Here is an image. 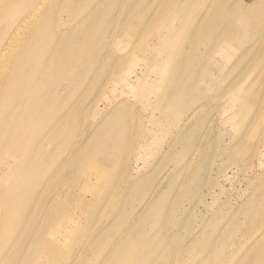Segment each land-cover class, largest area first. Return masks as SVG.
I'll use <instances>...</instances> for the list:
<instances>
[{
	"label": "rangeland",
	"instance_id": "1",
	"mask_svg": "<svg viewBox=\"0 0 264 264\" xmlns=\"http://www.w3.org/2000/svg\"><path fill=\"white\" fill-rule=\"evenodd\" d=\"M100 1L73 0L54 14V29L73 30L86 18V11L79 12L81 5L96 6ZM253 1L238 2L247 7ZM103 8L90 29L97 32L114 20L103 40L112 44V55L120 56L113 57L120 60L114 73L125 80L100 86L103 76L96 77L91 95L83 101L81 96L76 99L83 86L74 98L63 94L62 112L71 104L75 109L65 112L60 132L35 129L47 134L42 146L0 148V264H26L31 240L25 239H32L44 221L56 232L69 229L60 245L47 247L57 249V254L70 252L74 264L139 263L150 249H156L159 257L172 248L180 255L169 258V264H264L260 252L264 250V39L250 50L247 46L256 39L231 35L215 41V50L210 41L182 53L178 48L187 35L174 18L198 14V0H191V5L182 0H107ZM155 51L160 58L174 56L168 69L177 70L181 94L171 108L178 115H166L158 107L157 96L171 86L164 82L166 67L157 65ZM184 56L191 58L189 67L178 62ZM73 58V72H82L86 57ZM99 68L95 65L93 74ZM188 68L194 78L183 82ZM63 89L61 83L59 90ZM186 92L189 102L180 103ZM48 116L53 121L55 113ZM193 152L197 158L187 165ZM17 156L33 166L15 165ZM82 160L77 171L75 164ZM118 213L130 221L121 241L98 243L86 237L91 236L92 220L94 226L103 227ZM29 225L36 230L26 232ZM213 227L221 235L207 248L205 240ZM156 228L170 237L167 246L166 240L155 239L145 249L122 251L131 233L139 231L134 237L145 238ZM198 251L203 257L197 262Z\"/></svg>",
	"mask_w": 264,
	"mask_h": 264
},
{
	"label": "bare ground",
	"instance_id": "2",
	"mask_svg": "<svg viewBox=\"0 0 264 264\" xmlns=\"http://www.w3.org/2000/svg\"><path fill=\"white\" fill-rule=\"evenodd\" d=\"M52 1L0 0V17H2L0 18V23L4 24L0 28V133H3V136H0V148L18 151L27 149V146L29 148L42 146L47 134L41 135L35 129L46 130L50 133L60 132V124L64 120L65 112L68 110L65 114L67 115L75 109V105L71 104L68 107L69 109L62 112V106L59 101L63 94H66V97L74 98L77 96L76 99L81 96L83 101L91 95V87L96 84V77L99 79L103 76V82L101 81L100 86H103L107 81L111 82L117 79L122 82L125 80L120 79L118 73H114L115 67L120 60L115 59L113 61V57L117 58L120 56L112 55V44L103 40L105 34H108V26L111 28L114 25V20L112 18L108 20L107 27L102 26L97 32L90 29L91 22L105 12L103 5L107 0H101L96 6L81 5L79 12L83 13L86 11L83 13L86 18L73 30L68 26L54 29L55 24L51 22L54 14L62 7L68 8L73 0H56L51 3ZM182 1L187 5H191V0ZM238 1L198 0L200 8L198 14L195 15L194 13L181 18L177 17L179 19L174 18L178 29H182L187 35L178 50L183 53V51L193 45L198 48L203 44H208L210 41L214 48L213 50H215V41L218 42L224 37L231 35L238 37V39L239 37H243L242 39L245 37L256 39L247 46L250 50L255 44H260L261 40L264 39V9L258 10L262 0H254L247 7ZM251 14L254 18L251 17ZM235 16H240L241 19L234 20ZM107 18L108 16L106 15L105 20ZM222 49V47H219L218 50L222 52ZM74 55L86 57L87 63L82 68V72H73L72 70ZM159 55L160 53L157 51L153 54L157 65L163 64L166 67L167 74L164 82L170 84L171 87L169 90L165 88L164 93L157 96L156 100L160 103L158 107L166 115L173 112L178 115L179 111H173L171 108L173 99L181 94L176 87L178 85L175 79L177 70L173 68L170 73L168 69V64L170 60H174V56L172 54L170 56L171 59H169V56L160 58ZM178 62L180 66L188 65L187 67H189L191 58L187 59L184 56L178 59ZM97 64L100 66V72L93 74ZM88 74H92L91 79L87 77ZM193 78V71L188 68L187 75L182 76V81ZM61 83H64L62 92L59 90ZM81 86H83L81 92L76 95L78 88ZM101 90L102 92L104 91L103 88ZM188 93L186 92L185 96L180 97V103L187 104L189 102L187 97L190 94ZM51 111L55 113L53 121L48 116ZM119 116L123 119L124 113L120 112ZM188 120L189 118L185 120L184 124ZM67 132H69V129ZM114 140L116 138L110 140V144H114ZM120 145L121 143L118 145L119 148ZM197 152L199 153L198 149ZM197 152L192 153L187 165L197 158ZM13 161L19 167L24 164L29 167L33 166L24 156L14 157ZM83 163L84 160L76 163L75 169L79 171L83 167ZM59 178L61 176L52 182L51 185L53 187L59 181ZM133 184L135 185L136 182L131 183V185ZM65 185L67 183L62 182V187L68 189ZM64 192L65 190H62L61 195L71 191L69 189V191ZM55 193L59 195L60 191L57 190ZM133 202H136V200H133ZM140 209L138 211L131 210L129 214H137ZM118 214L110 220L108 225L103 227L100 224H95L94 226V220H92L89 227L93 226L91 236L86 235V237L93 238V241L98 243L104 240L112 242L116 238H120L121 241L122 237L127 235L126 228H129L127 224L130 221L127 222L125 215ZM150 216L154 218L155 212H151ZM30 223H32L31 220ZM45 223L46 221L38 226L37 230L34 227L31 228L30 225L31 229L28 228L26 230V232L30 233L36 230L32 239L31 237L25 239V241L31 240L26 251V264H74V258H71L72 254L70 252L57 254V249L50 251L47 247L50 243L60 245L62 240L66 238L69 229L56 232L50 228L48 229ZM136 234H139V231L129 235L122 251H126L130 247L145 249L149 242L155 241V239H158V241L160 239L166 240L167 246L171 240L170 237L158 233V228L145 238L134 237ZM210 235L205 240L207 248H210L220 238L221 231L213 227ZM24 238H26V234ZM185 238L189 240L190 235L187 234ZM260 252L264 253V250H260ZM152 253H154V257L150 256ZM179 255L180 252L172 248L166 249L161 256L157 257L156 249H150L142 260L148 261L149 264H169L167 263L169 258L174 260ZM194 257L198 262L203 257L202 252H196ZM13 258L15 259L14 255ZM139 263L125 261L120 264Z\"/></svg>",
	"mask_w": 264,
	"mask_h": 264
}]
</instances>
